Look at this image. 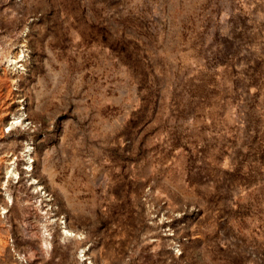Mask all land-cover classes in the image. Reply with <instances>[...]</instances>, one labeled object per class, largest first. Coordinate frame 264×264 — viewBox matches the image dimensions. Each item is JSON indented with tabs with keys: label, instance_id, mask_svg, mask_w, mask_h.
<instances>
[{
	"label": "rangeland",
	"instance_id": "obj_1",
	"mask_svg": "<svg viewBox=\"0 0 264 264\" xmlns=\"http://www.w3.org/2000/svg\"><path fill=\"white\" fill-rule=\"evenodd\" d=\"M0 264H264V0H0Z\"/></svg>",
	"mask_w": 264,
	"mask_h": 264
},
{
	"label": "bare ground",
	"instance_id": "obj_2",
	"mask_svg": "<svg viewBox=\"0 0 264 264\" xmlns=\"http://www.w3.org/2000/svg\"><path fill=\"white\" fill-rule=\"evenodd\" d=\"M19 119H20V118H19ZM19 119L16 120V121L14 120V122L12 123V125H16L17 123L22 122V120H21V119L19 120ZM28 149H29V151H30V148H28ZM29 151H27V152H29ZM27 156H28V155H27ZM28 160H29L30 163L32 162L31 159H30V156L28 157ZM8 174H9V177H10V176H13V177L15 176V177L17 178V175L14 174L12 171L9 172ZM8 197H9V195H8ZM9 199L11 200V197H9ZM45 233H47V235L45 234V236H44V237H45V238H44V243L46 244V248H49V246H50V244H49V242H50V241H49V239H50V238H49V237H50V234L48 233L47 230L45 231ZM66 234H68V232H67Z\"/></svg>",
	"mask_w": 264,
	"mask_h": 264
}]
</instances>
